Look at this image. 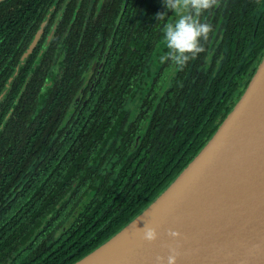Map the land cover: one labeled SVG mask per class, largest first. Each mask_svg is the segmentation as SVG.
I'll list each match as a JSON object with an SVG mask.
<instances>
[{
	"label": "trees",
	"instance_id": "obj_1",
	"mask_svg": "<svg viewBox=\"0 0 264 264\" xmlns=\"http://www.w3.org/2000/svg\"><path fill=\"white\" fill-rule=\"evenodd\" d=\"M136 1H0V264L79 261L161 195L224 120L197 145L173 150V165L152 171L115 223L104 216L92 225L94 214L53 236L87 192L99 155L133 128L124 108L145 75L135 50L153 45L150 14Z\"/></svg>",
	"mask_w": 264,
	"mask_h": 264
},
{
	"label": "flooded vegetation",
	"instance_id": "obj_2",
	"mask_svg": "<svg viewBox=\"0 0 264 264\" xmlns=\"http://www.w3.org/2000/svg\"><path fill=\"white\" fill-rule=\"evenodd\" d=\"M135 3L150 14L153 45L148 51L135 50L145 75L136 96L124 108L127 123L134 121L133 128L125 126L117 146H106L99 155L89 172L94 184L79 196L53 236L72 230L80 218L92 219L94 214L98 215L92 225L104 216H108L104 225L115 223L149 174L173 165V150L197 145L227 116L264 57V0H215L199 17L200 23L210 26L209 32L198 37V49L184 53L189 58L182 66L174 59L177 53L172 50L167 55L170 49L163 44L164 30L178 18L176 13L164 0ZM125 6L124 12L136 13L135 5L128 11ZM128 18L124 14L121 21L127 23ZM148 104L151 114L145 116ZM100 181L107 187L93 189ZM98 201L104 206L99 203L94 208Z\"/></svg>",
	"mask_w": 264,
	"mask_h": 264
},
{
	"label": "water",
	"instance_id": "obj_3",
	"mask_svg": "<svg viewBox=\"0 0 264 264\" xmlns=\"http://www.w3.org/2000/svg\"><path fill=\"white\" fill-rule=\"evenodd\" d=\"M149 229L153 239L145 236ZM170 256L171 264H264V57L233 109L168 188L73 264H170Z\"/></svg>",
	"mask_w": 264,
	"mask_h": 264
},
{
	"label": "clouds",
	"instance_id": "obj_4",
	"mask_svg": "<svg viewBox=\"0 0 264 264\" xmlns=\"http://www.w3.org/2000/svg\"><path fill=\"white\" fill-rule=\"evenodd\" d=\"M164 3L176 13L178 18L167 24L163 44L170 49L167 55H172V50L177 53L174 59L179 60L182 66L184 60L189 58L184 53L198 49V37L209 32L210 26L200 23L199 17L202 12L215 4V0H164ZM157 15L162 14L157 13ZM163 59L164 56H161V60ZM145 236L147 239H153L155 233L149 229ZM174 259L172 256L169 257L170 264Z\"/></svg>",
	"mask_w": 264,
	"mask_h": 264
},
{
	"label": "bare ground",
	"instance_id": "obj_5",
	"mask_svg": "<svg viewBox=\"0 0 264 264\" xmlns=\"http://www.w3.org/2000/svg\"><path fill=\"white\" fill-rule=\"evenodd\" d=\"M140 221V220H139ZM139 221L134 222V224H137Z\"/></svg>",
	"mask_w": 264,
	"mask_h": 264
}]
</instances>
